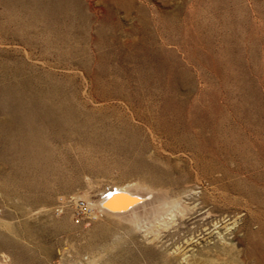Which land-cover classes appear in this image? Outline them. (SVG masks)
<instances>
[{
    "label": "rangeland",
    "instance_id": "374dc122",
    "mask_svg": "<svg viewBox=\"0 0 264 264\" xmlns=\"http://www.w3.org/2000/svg\"><path fill=\"white\" fill-rule=\"evenodd\" d=\"M0 264H264V0H0Z\"/></svg>",
    "mask_w": 264,
    "mask_h": 264
},
{
    "label": "bare ground",
    "instance_id": "6f19581e",
    "mask_svg": "<svg viewBox=\"0 0 264 264\" xmlns=\"http://www.w3.org/2000/svg\"><path fill=\"white\" fill-rule=\"evenodd\" d=\"M127 190V189H125ZM149 192V191H148ZM144 194V193H143ZM130 195V194H129ZM128 193L127 191H119L117 194H114L113 196L111 195L110 197H108L107 199H105L104 202V212H106L108 215H110V217L112 216L113 218H119V219H124L126 220V222L131 223L134 226H137L139 224V220L137 215L134 213L133 211V207L139 203L138 199L136 197L131 198L132 199H128L127 198ZM185 196V195H184ZM178 200V199H177ZM152 201V200H151ZM174 201V200H173ZM141 203V202H140ZM146 203V202H145ZM154 203V202H153ZM158 203V202H157ZM142 204V203H141ZM140 204V207L142 206ZM172 210H174L176 213H182L184 212L182 210V208L180 207V204L178 203V201L176 203H172ZM146 205V204H145ZM159 206V205H158ZM154 207V206H153ZM168 207V206H166ZM170 207V206H169ZM146 208V207H145ZM191 208V207H190ZM171 210V211H172ZM164 211H167V209H156L155 210V214H156V219L158 220L160 226H162V228H170L172 226V222L166 220L165 218H163L164 215ZM170 210H168L169 212ZM170 211V213H171ZM167 212V213H168ZM174 212V213H175ZM179 214V215H180ZM176 224V223H175ZM159 226V225H158ZM138 227V226H137ZM172 229V228H171ZM151 233V232H150ZM160 235L153 234L150 236H146V240L151 242V243H158L160 240L159 238ZM192 236V235H191ZM209 237V235H208ZM181 238V237H180ZM195 239V238H194ZM190 240V239H189ZM183 242V241H182ZM191 242V241H190ZM160 243V242H159ZM209 243V242H208ZM193 245L192 243H188L185 245V248H182L183 251L181 250V247H177L174 252H172V255L174 256H180V257H184L187 258L186 256L188 255V253H191L190 251L184 252V250ZM176 246V245H175ZM184 247V246H183ZM191 249V248H190ZM194 249V247H193ZM207 252V251H206ZM191 256V254H189ZM189 256V257H190ZM178 258V257H177ZM181 259V258H180Z\"/></svg>",
    "mask_w": 264,
    "mask_h": 264
},
{
    "label": "built area",
    "instance_id": "2783aa9c",
    "mask_svg": "<svg viewBox=\"0 0 264 264\" xmlns=\"http://www.w3.org/2000/svg\"><path fill=\"white\" fill-rule=\"evenodd\" d=\"M75 215L79 218L84 215H91L92 210L89 207V204L83 200H75L73 202Z\"/></svg>",
    "mask_w": 264,
    "mask_h": 264
}]
</instances>
